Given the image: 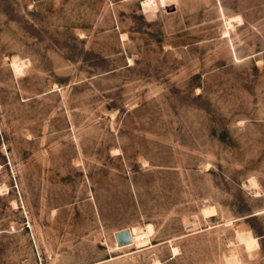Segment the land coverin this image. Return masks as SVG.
<instances>
[{
    "label": "rangeland",
    "instance_id": "1",
    "mask_svg": "<svg viewBox=\"0 0 264 264\" xmlns=\"http://www.w3.org/2000/svg\"><path fill=\"white\" fill-rule=\"evenodd\" d=\"M263 211L264 0H0V264H264Z\"/></svg>",
    "mask_w": 264,
    "mask_h": 264
},
{
    "label": "bare ground",
    "instance_id": "2",
    "mask_svg": "<svg viewBox=\"0 0 264 264\" xmlns=\"http://www.w3.org/2000/svg\"><path fill=\"white\" fill-rule=\"evenodd\" d=\"M212 210L210 211V210H208V209H204L203 210V213H204V215L205 216H212L211 214H212ZM264 212V211H263ZM214 213V212H213ZM259 213H261V212H259ZM255 214H257V213H255ZM18 226V225H17ZM128 231V233H129V237H131V242L129 243V244H126V245H122L121 247H119V246H117V244H115V246H116V251H120V250H122V249H125V248H132V247H134L135 246V243H136V239H135V235H134V233L133 232H129V230H127ZM130 234H131V236H130ZM139 235H143V232H139ZM173 252H176L175 250L173 251Z\"/></svg>",
    "mask_w": 264,
    "mask_h": 264
},
{
    "label": "water",
    "instance_id": "3",
    "mask_svg": "<svg viewBox=\"0 0 264 264\" xmlns=\"http://www.w3.org/2000/svg\"><path fill=\"white\" fill-rule=\"evenodd\" d=\"M117 246L121 247L122 245L129 244L131 242V237L127 230H121L114 234Z\"/></svg>",
    "mask_w": 264,
    "mask_h": 264
}]
</instances>
